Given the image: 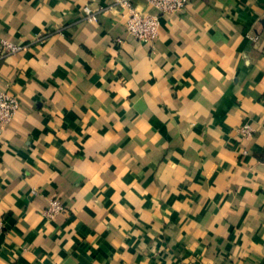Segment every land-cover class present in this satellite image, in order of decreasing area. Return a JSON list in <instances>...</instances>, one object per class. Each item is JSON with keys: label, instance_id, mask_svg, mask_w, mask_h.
<instances>
[{"label": "crops", "instance_id": "0c3cea01", "mask_svg": "<svg viewBox=\"0 0 264 264\" xmlns=\"http://www.w3.org/2000/svg\"><path fill=\"white\" fill-rule=\"evenodd\" d=\"M113 3L0 0V264H264V0Z\"/></svg>", "mask_w": 264, "mask_h": 264}, {"label": "built area", "instance_id": "2783aa9c", "mask_svg": "<svg viewBox=\"0 0 264 264\" xmlns=\"http://www.w3.org/2000/svg\"><path fill=\"white\" fill-rule=\"evenodd\" d=\"M149 5L155 7L160 12V16H154L141 11L135 4V0H114V3L105 8L95 9L91 5H85L82 17L87 22H98L100 13L118 12L125 19L127 33L139 42L153 45L159 37L160 17L171 16L181 13L187 7L189 0H145ZM121 44L123 41L116 40ZM25 45H19L3 41L0 45V58L7 55L26 50ZM21 107L19 98L0 88V144L3 133L8 125L12 123ZM241 132L245 136H251L249 125L242 127ZM65 209L58 199H53L45 212L53 219L57 214Z\"/></svg>", "mask_w": 264, "mask_h": 264}]
</instances>
